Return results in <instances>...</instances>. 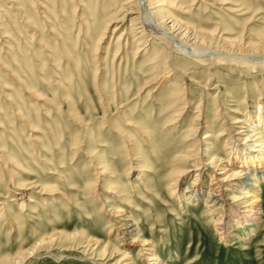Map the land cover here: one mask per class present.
<instances>
[{"label":"rangeland","instance_id":"374dc122","mask_svg":"<svg viewBox=\"0 0 264 264\" xmlns=\"http://www.w3.org/2000/svg\"><path fill=\"white\" fill-rule=\"evenodd\" d=\"M222 1L228 4L173 0V8L162 7L198 40L200 30L209 33L204 40L213 49L241 51L244 43L262 40L264 0ZM125 2L0 0V264H11L4 259H18L41 239L27 264H116L124 252L129 255L121 264H151L146 249L165 264H264V179L253 232L251 223L238 224L221 237L212 222L219 216L212 218L205 204L227 167L222 187L232 190L223 213L238 204L247 208L241 204L247 189L230 159L249 140L245 134L231 140L228 123L264 109V69L198 63L148 32L138 40L132 23L120 20L130 5ZM201 118L213 127L200 126L198 136L213 129L217 172L212 165L202 172L203 164L190 158L181 166L187 172L178 193L170 195L173 160L187 143L197 145L188 133ZM124 138L150 166L151 189L136 178L137 161L131 162ZM193 181L204 188L195 205L186 193ZM112 207L123 214L109 215ZM123 217H132L136 234L116 236ZM136 237L155 245H131ZM107 241L116 253L103 251Z\"/></svg>","mask_w":264,"mask_h":264},{"label":"bare ground","instance_id":"6f19581e","mask_svg":"<svg viewBox=\"0 0 264 264\" xmlns=\"http://www.w3.org/2000/svg\"><path fill=\"white\" fill-rule=\"evenodd\" d=\"M149 1L151 0H126L125 4L130 3V5L128 8L124 10V13H122V16L120 18L121 22H124L126 18L128 19V21L132 23L130 24L131 26L130 30L134 32L135 36L136 35L139 36L138 40L144 38L146 32H148L150 35L153 36L152 39L153 38L157 39L158 41L163 43L164 46L167 47L170 51L178 52L198 63L214 65L215 63L222 62V63L234 65L237 68H246L251 71L264 69V36L263 38H261L262 40H259L258 43H253V44L244 43V48H241L240 49L241 51L238 50L224 51V50L213 49L211 45H207V40H204L207 37H209V33L200 30V40H198L197 38L198 34H196V32H193L188 25L182 23L180 19L173 16L171 12H169L168 10L162 7V6H167L169 8H173L172 5L174 4L173 0H154L153 4H155V7L153 8L155 9L153 10H151L152 8L149 7L150 5ZM212 1H214L217 4H223V5L228 4V2H224L222 0H212ZM113 19L112 18L109 19L108 25L111 22H113ZM117 28L118 27H115L114 30H116ZM102 34L104 35V33ZM121 36H119V39L121 38ZM99 38L100 39L98 40L100 41L103 38V36ZM210 41L212 42L214 40H210ZM144 49L145 48H143L142 50ZM165 73L166 72H164V75H166ZM175 101L171 103H175ZM175 112H178L177 113L178 115L180 114L181 111L179 112V110H176ZM198 117H200V114L198 115ZM174 119L175 117L173 118L171 117L168 118V121H173ZM235 119L236 120L232 121L231 123H228V127L231 129L232 132H234L232 136L230 135L231 140L234 139L233 137L234 135H243V134H245L246 137L245 139L249 140V143L247 144L248 147L242 149L240 147H237L238 146L237 145L235 148L236 149L235 153L233 151L234 156L230 159L232 165L234 164L239 166V170L235 173V176L242 177V181L247 189L246 192L245 191L243 192V194H245V197H243L245 200L241 202V204H244V206L247 208H244V210L241 211L239 209L240 204H238L237 207L236 206L229 207L228 208L229 212L227 216L224 215L223 207L226 202V195L227 192H230L232 190L229 187H222V182L226 181L227 178L230 177V174H228L227 172L229 168L225 167L226 169L221 171L223 173H217V174H226V177L224 179L217 178L218 179L217 182H219L220 185L209 188L206 193V199H205V204L207 207L206 211L210 212V216H212V218L216 215L219 216L213 219V221L212 220L211 221L215 223L214 225L218 226L219 234L222 235L221 237L229 236L230 231L233 230L232 228L235 225L238 226V224L243 225V224L251 223L252 225L250 226L252 227H250L248 232L249 233L253 232L255 230V226H253V223L259 222V216L262 213V209L260 206L261 198L256 193H258V190H261L260 181L264 179V168L262 167L264 161V137L262 135L263 133L262 130L264 129V109L256 113L250 112L247 118H235ZM241 122L243 123L239 124L240 127L236 131V129L233 128L234 126L233 124H238ZM208 123H209L208 120L206 121L204 120V118H201V120L198 119L197 123L193 124L189 128V133H188L189 140L196 139V142L198 143L197 145L194 143L192 144L191 142H189L190 145H188L187 143L186 150L184 151V153L178 155L173 160V167L171 171L172 174L167 177V181H166L167 182L166 185L168 186L170 195L178 193V191H176L175 188L178 187V184H180L179 181H181L182 179L185 180L184 174H186L187 172V169L181 166L186 165L187 161H189L190 158L197 159V162L194 161L192 162L190 160L193 165L200 166V162L203 164L200 166L202 172L204 171L208 172L210 165H212L213 172L216 174L217 171H215V169L218 167L217 161H221V160H219L216 154L213 152L215 149V145H214L215 139L212 131L213 129H210L208 132H206L204 137L200 138L198 136V131L200 129V126L201 128L202 127L213 128ZM223 134L225 133L222 132L220 133L219 136H222ZM124 140L128 146L127 151H129V155L132 159L131 162L137 161L135 162L136 164H134L138 172L136 178L142 179L143 183L144 184L146 183L145 186L151 189L152 188L151 184L153 183L147 179L148 174H146L147 172H149L150 166L148 164L147 165L143 164V162L140 161V156L138 155V153L131 152L132 144H130V141L126 140V138H124ZM262 154L263 156L261 157ZM103 171L100 172V174H104ZM215 174L213 176H217ZM211 180L213 179L211 178ZM194 184L195 182L193 181L191 185L187 186L188 188L186 189V193L187 192L189 193L188 199L190 200V202H192L195 205L198 200L202 199L204 188L195 187L196 185L193 186ZM211 184H213V182H211L210 185ZM36 186L37 185L35 183V185H33V187L31 188L35 189L37 188ZM115 193L120 196L121 190H118ZM180 198L183 199L184 196L182 194H179V199ZM28 200L30 199L28 198ZM183 203H185L184 199H183ZM108 214L111 216L112 215L119 216L123 213H120L118 208L112 207V210H110ZM130 221L131 222L133 221V223H130ZM134 226H136V228H133ZM137 228L138 225L135 223L132 217L127 219L123 217V219H121L118 222V232L116 236L120 238L121 236L132 235L136 232ZM45 240L46 239H41L38 243L34 244L32 247L26 250L23 253V255L19 256L18 259L12 260L10 258H5L4 260H9V263L11 264H27L30 259L35 257V254L37 253V251L40 250L41 244ZM140 242L142 245H146V246L148 245V247L155 245L153 242L148 241V239L146 238L139 239L138 237L133 238L129 243L131 245H135V244H139ZM86 243L91 245H96L98 247L101 245V241L98 240L94 241L91 239L90 240L87 239ZM111 247L112 245L107 241V243L104 244L103 251L106 252L107 249H110ZM114 247H112L114 250L113 252L116 253L118 249L117 247L116 248ZM146 250H148L147 252H151V253H145L146 254L145 259L151 262V264H156L161 262L162 264H165L162 261L157 251H154L153 249H146ZM128 255H129L128 252L122 253L120 255L121 258L116 261V264H121L122 261L127 259ZM95 261L93 262L96 264H101L98 261L96 262ZM128 264H136V263L132 262Z\"/></svg>","mask_w":264,"mask_h":264}]
</instances>
